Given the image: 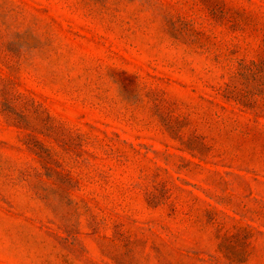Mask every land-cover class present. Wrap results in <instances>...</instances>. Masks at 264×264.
<instances>
[{
  "label": "rangeland",
  "instance_id": "1",
  "mask_svg": "<svg viewBox=\"0 0 264 264\" xmlns=\"http://www.w3.org/2000/svg\"><path fill=\"white\" fill-rule=\"evenodd\" d=\"M0 264H264V0H0Z\"/></svg>",
  "mask_w": 264,
  "mask_h": 264
}]
</instances>
